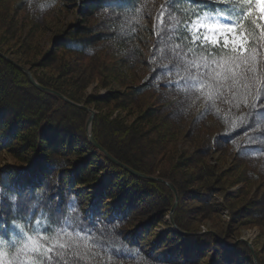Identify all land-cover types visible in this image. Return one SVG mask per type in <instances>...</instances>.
I'll list each match as a JSON object with an SVG mask.
<instances>
[{
    "label": "trees",
    "instance_id": "1",
    "mask_svg": "<svg viewBox=\"0 0 264 264\" xmlns=\"http://www.w3.org/2000/svg\"><path fill=\"white\" fill-rule=\"evenodd\" d=\"M59 1L42 0L47 7ZM66 1L71 6L75 4L73 7L83 17L97 11H107L112 16L110 34L95 35L79 20L73 27L72 23L61 22L53 28L56 49L64 50L65 58L78 62H83L87 55L95 56L100 43L110 40L107 52L112 60L105 54L94 58L100 73L96 69L81 73L83 83L89 85L93 81L90 76L105 73L102 80L111 83L119 79L127 90H112L105 99H90L92 103L107 102L103 104L106 108L113 103V112H125L136 107L138 96L161 86L175 96L182 93L193 99L192 103L200 106L203 116L220 117L224 128L221 138L238 147L240 153L264 154V111H261L264 109V16L258 11L256 2L163 0L147 17L149 19H145L146 0ZM64 3L62 0L61 5ZM8 7L0 2V51L10 56V49H3L5 45L24 43V49L22 46L21 51L13 54L24 59L34 58L42 49L41 39L33 41L35 32L32 30V36L27 41L22 40L25 27L17 22ZM206 12L229 16L248 41V49L241 52L245 63L233 69L242 70L243 75L211 99L207 85L213 83L209 75L215 68L212 61L227 59L232 52L231 47L193 40L190 23ZM139 41L143 45L150 44L143 46ZM146 47L147 57L142 58ZM126 56H138L139 65L134 68ZM65 58L59 60L56 78L43 79L34 70L31 73L43 87L54 89L78 103L81 102L80 90L75 89V80L67 76L73 72L77 75V72L71 69L64 77L59 76L63 68L74 67L67 64ZM17 61L26 66L22 60ZM43 62L35 64L34 69L51 68L52 64ZM140 64L152 71L150 76L137 75ZM0 74L5 75L4 84L0 75V149L9 146L12 139L19 142L18 147L10 148L15 158L13 164L0 169V251L6 253V262L201 264L208 256L205 264H255V260L263 264L258 252L250 250L244 242L234 245L229 238L218 239L213 234L211 237L189 228V218L177 211L180 205L184 207L181 200L174 218L177 226L187 233L172 227L163 233L157 232L164 222L162 202L165 199L167 203L168 196H173L170 187L160 180L136 175L109 158L89 139L88 111L52 92L39 90L22 68L1 56ZM28 88L35 91L36 98L47 100L35 104ZM113 112L95 114L92 134L116 160L145 175H153L152 157L166 154L174 161L176 154L169 149L162 132L156 133L158 139L154 141L149 138L148 150H140L130 142L131 134L137 141L139 133L143 134L137 121L128 126L118 113L113 117ZM149 117L151 115L146 114L141 119ZM141 119L138 120L142 122ZM252 130L254 132L246 137ZM124 134L129 139H125ZM75 144L78 146L74 147ZM63 145L66 149L59 150ZM159 175L166 177L164 173ZM174 184L179 190L178 184ZM152 191L155 199L150 206L161 205L160 211L146 219L141 206L149 202ZM141 197L143 201L139 200ZM136 202L139 207H131ZM33 248L38 249L39 254H34Z\"/></svg>",
    "mask_w": 264,
    "mask_h": 264
},
{
    "label": "rangeland",
    "instance_id": "2",
    "mask_svg": "<svg viewBox=\"0 0 264 264\" xmlns=\"http://www.w3.org/2000/svg\"><path fill=\"white\" fill-rule=\"evenodd\" d=\"M61 1L52 7H47L42 0H0L4 5L6 4L10 7H8V9H11L10 12L12 16L16 17L17 22L25 27V31H22L23 35L21 39L27 41V38L32 36L33 30L36 36L33 35L32 40L34 41L36 38V41L41 39L42 42L40 45L42 46L40 54L35 55L34 58L24 59L20 55L13 54L14 52L21 51L24 43L23 45H12L9 43V45L3 47L5 50L10 49V56H13V58L7 54H3L1 51L0 56L19 66L24 71L27 70L31 72V70H34L33 72L43 79L56 78L58 75H55V73H58L59 60L65 58L66 52L59 48L56 49L57 41L55 42L53 36L55 35L53 31V28H55L54 26L61 22H68L72 23L73 27L75 22L79 20L84 26L91 28L92 33L95 35L110 34L112 32L113 28H111L110 25L112 16L109 12L97 11L83 17L79 15V11L76 7H73L75 4L71 6L69 5V1L65 0V3L61 5ZM162 1L163 0H146L143 18L149 19L147 17H150V14ZM251 1L256 2L257 6L258 3H264V0ZM65 4L69 6H65L64 10H61L60 8ZM258 11L261 13L259 7ZM262 16H264V14H262ZM5 23L7 24V22ZM211 25H218L221 27L217 31H206V27ZM233 25L236 31L235 33H229L227 29ZM8 26H10V24ZM198 30L201 36L207 35L210 38L214 37L219 41L218 45H224L223 41L227 38L229 42L227 47L231 48L233 36H239L245 41L241 52L248 49V41L245 34L238 30L236 22L227 15H218L210 12L203 13L190 23V31L193 36ZM109 41L100 43L99 52L95 56H85L83 62H78L77 59L74 60L73 58L70 60L65 58L67 64L70 63V65H74V67H71L70 70L68 67L63 68L62 74H59L60 77H64V73L71 71V69L77 72V75L73 72V74L71 73L67 76L75 80V86H77L75 89L80 90L78 97H80L81 102L77 103L71 101V103L88 111L90 114L91 110L97 115H108L114 111L113 103H108L109 106L106 108L103 104H107V102L102 103V101H96V103H92L90 99L98 98L101 100L105 99L112 90L120 92H125L127 90L126 85H123L118 78L117 82L111 83H108L107 80H102L105 73L96 74L95 77L90 76V80L93 81L89 85L83 83L81 73L87 74L90 69H96L95 71H99L100 73V68L94 61V58L98 56L102 57L103 54H105L109 60H112L107 52L111 44ZM139 43L143 45V42L139 41ZM149 44L150 43L143 46ZM144 50L145 54H142V58L147 57V47ZM126 57L130 58V62H132L134 68L139 65L138 56H134L133 58H131V56ZM56 58L57 61H55ZM17 60H22V63L28 67L23 66ZM34 60L36 61L33 62ZM42 61H44L43 63L52 64L51 68L34 69V65L40 64ZM91 63H93V66ZM143 64H140L141 69L137 75L139 76V73H142L145 77L150 76L152 71ZM7 73L8 72L5 71V75ZM0 75L3 78L1 83L4 84L5 75ZM106 75L108 76L109 74L106 73ZM9 77L11 76L9 75ZM9 77H7L8 80L11 79ZM64 79L66 78L62 80ZM140 81H142V79ZM36 82L38 83L37 80ZM27 90L28 92H32L30 94L35 98V104H40L42 100H47V98L43 99L42 97H39V99L36 98L33 89L28 88ZM176 96L165 91L164 87H153L148 93H143L137 97L138 102L136 107L134 106L125 112H120L118 110L113 112V117L118 113L120 119L125 120V124L128 126L133 125V123L135 124L137 121V125L140 126V129H142L141 132L144 134L141 135V133H139L140 136L147 135V140L138 135L137 137L139 139L137 141L134 139L135 137H133V134H131L130 142L134 147H140V150L141 148L148 150L149 143L147 141L149 138H152L154 141V139H158V137L155 136L156 133L159 134L162 132L165 141L167 140L168 142L169 149L176 154L174 161L171 159L170 155L169 157L166 156V154H161L160 157H152L154 160L153 162L152 160L150 161L151 165H153L151 168L154 170L153 175L149 176H152L153 180H160L165 184L169 182L175 187V191L170 188L173 192V196L170 195V193H165L166 196H170H168L167 203L165 199L162 202V206L164 207H162V210H164V222L160 223L157 232L163 233L169 228L174 227L169 217L175 202L178 201L174 210V216L178 204L183 203L184 207L181 208L180 205L177 211L184 212L186 218H189V228L199 230L200 233L205 235L213 234L218 239L229 238L230 241H234V245L239 242H244V245L250 248V250L258 252V256L262 258V263L264 264V154L245 155L240 153L238 147L230 144V142H225L221 138L224 133V128L220 117L215 118L213 115L203 116V114L200 113V106L192 103L193 99L182 93L177 96V99H175ZM188 108H190L189 112H187ZM146 114H150L151 117L143 121L141 118H145ZM138 119H141L142 122ZM250 132H254V130L244 135L247 137L249 134H252ZM123 136L125 139H129L128 135L124 134ZM76 145L78 146V144H75L74 147H77ZM18 146L19 142H15V139H12L9 146L5 149H0V169L13 164L15 158L10 148ZM67 146L68 144L65 145V147ZM65 147L63 145L59 150L66 149ZM74 147H71L72 150ZM159 173H164L166 177H161ZM172 180L178 184L179 190ZM163 188L166 192H169L164 186ZM153 192L154 191L150 193L149 202H145L143 206H141L144 209L145 216H147L144 217L146 219L155 211H160L159 207L161 205H155L154 207L153 204V206H150V203L154 202L155 199V193L152 198ZM139 200L143 201L144 198L141 197ZM180 200L182 203L179 202ZM166 204L169 205V207H165ZM131 207L138 208L139 203L136 202ZM195 234L199 233L196 232ZM154 236L155 234L152 235L151 238L153 239ZM231 248H233V246ZM208 258V256L205 257L201 264H205ZM255 264H257L256 260Z\"/></svg>",
    "mask_w": 264,
    "mask_h": 264
},
{
    "label": "snow or ice",
    "instance_id": "3",
    "mask_svg": "<svg viewBox=\"0 0 264 264\" xmlns=\"http://www.w3.org/2000/svg\"><path fill=\"white\" fill-rule=\"evenodd\" d=\"M258 7L262 14H264V3H258ZM251 13V9H249L248 14ZM221 26L211 25L206 27V31H217ZM229 33H235L236 29L233 25L227 29ZM193 40H201L204 44L218 45L219 41L214 37L210 38L207 35L201 36L199 30L193 36ZM225 47L228 46L227 38L223 41ZM245 41L241 39L239 36L234 35L232 40V48L230 49L232 52L231 57L227 59H223L220 62L212 61V64L215 65V68L211 70L209 73L212 84H208L207 87L210 89L209 99L212 98L214 94H220L222 89L229 85V83H234L238 77L243 75V71H234V68H238L239 65L245 63V57L241 55V51L243 50ZM195 83V81H193ZM261 111H264L262 109ZM63 247V246H61ZM34 254H39V250L36 248L32 249ZM6 253L0 251V264H14V261L8 260L5 261Z\"/></svg>",
    "mask_w": 264,
    "mask_h": 264
},
{
    "label": "water",
    "instance_id": "4",
    "mask_svg": "<svg viewBox=\"0 0 264 264\" xmlns=\"http://www.w3.org/2000/svg\"><path fill=\"white\" fill-rule=\"evenodd\" d=\"M26 72V74L28 75V77H29V79H30V81L32 82V84H34L35 86H37L39 89H41V90H44V91H48V92H52V93H54V94H56V95H58V96H60L61 98H63V99H65L66 101H69V102H71L68 98H66L64 95H62L61 93H59V92H57V91H55V90H52V89H50V88H47V87H43V86H41L40 84H38L37 82H36V80L34 79V77L32 76V74H31V72H29V71H25ZM94 111L93 110H91V114H90V116H89V118H88V121H87V130H88V135H89V139H90V141L99 149V150H101L102 152H104L109 158H111L113 161H115V162H117L119 165H121V166H123V167H125L126 169H128L129 171H131V172H133L134 174H136V175H139V176H142V177H144V178H148V179H153V177L152 176H149V175H145V174H142V173H140V172H138V171H136V170H134V169H132V168H130L129 166H127V165H125L124 163H121V162H119L118 160H116L112 155H110V153H108L97 141H96V139L94 138V136H93V134H92V126H93V121H94ZM154 179H157V178H154ZM166 184L171 188V189H173L174 191H175V187L171 184V183H169V182H166ZM177 203H178V201H176L175 202V204H174V206H173V208H172V211L170 212V220H171V222L174 224V228L178 231V232H180V233H187V232H184V231H182L176 224H175V221H174V210H175V207H176V205H177Z\"/></svg>",
    "mask_w": 264,
    "mask_h": 264
}]
</instances>
